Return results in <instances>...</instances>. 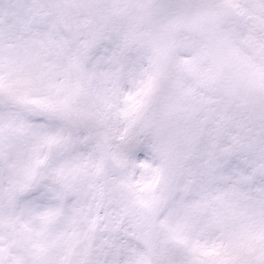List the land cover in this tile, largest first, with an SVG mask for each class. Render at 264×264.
Listing matches in <instances>:
<instances>
[{"label":"snow or ice","instance_id":"obj_1","mask_svg":"<svg viewBox=\"0 0 264 264\" xmlns=\"http://www.w3.org/2000/svg\"><path fill=\"white\" fill-rule=\"evenodd\" d=\"M0 264H264V0H0Z\"/></svg>","mask_w":264,"mask_h":264}]
</instances>
